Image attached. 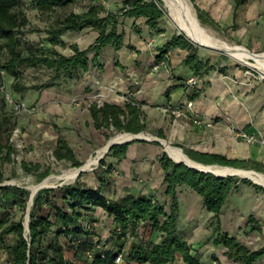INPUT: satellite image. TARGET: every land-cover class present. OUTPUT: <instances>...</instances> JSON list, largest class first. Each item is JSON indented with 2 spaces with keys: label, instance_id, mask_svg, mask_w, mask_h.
Returning <instances> with one entry per match:
<instances>
[{
  "label": "trees",
  "instance_id": "trees-1",
  "mask_svg": "<svg viewBox=\"0 0 264 264\" xmlns=\"http://www.w3.org/2000/svg\"><path fill=\"white\" fill-rule=\"evenodd\" d=\"M77 1L0 0V70L11 80L12 93L23 97L29 91L67 88L70 84L80 81L90 66H99L98 57L104 47L111 46L114 50H120L124 46V34L119 31L123 24L120 18H144L152 30L163 32L159 24L162 23L166 11L159 0H121L120 7L115 12L107 10L101 2H92L82 12L56 14L58 9H65ZM190 1L198 11L199 20L207 23V14L196 6L197 0ZM243 2L244 0H238L236 5ZM24 6L35 9L41 18L49 20L44 30H36L45 33V37L37 43L24 38L28 32L26 27L30 23ZM86 28L98 34L94 43L86 49H80L77 44L66 42L62 38L65 32H78ZM134 31L139 33L135 27ZM127 47L133 49L130 45ZM172 48L189 52L185 64L196 76L202 77L216 70L215 65L200 60L197 54L200 47L190 42L183 34L173 35L165 45L156 49V62L163 61L165 54ZM66 49L70 50V54L62 52ZM27 68L50 72L48 81L42 84H27L23 72ZM218 71L223 73L224 69L220 68ZM1 79L0 75V84ZM195 95H198L197 92ZM7 105L0 90V190L16 192L14 196L6 198L7 202L16 204L20 198L24 206L27 191L1 185L5 180L1 166L12 162V156L16 152L10 141L15 122L9 112L5 111ZM88 109L95 127L109 131L105 134L106 138H109L112 132L138 134L145 130V125L140 121L143 113L134 99L126 101L124 108L108 103L98 106L93 102ZM128 145H115L106 155L121 159L125 156ZM184 153L192 160L207 165L241 169H249L250 166L248 161L228 159L221 154L194 153L187 150H184ZM53 155L58 161H68L74 167L82 165L63 139L57 141ZM159 161L164 170L165 194L171 198L168 211L166 204L158 201L153 194L147 196L129 193L123 197L109 198L104 192L103 184H109L108 177L114 169L102 159L100 166L105 167V176H97L101 182L99 187L87 186L76 180L72 184L38 191L29 215L28 231L25 230L23 215L15 219L9 211H0V252L6 251L8 264H45V260L52 264H74L73 260L65 258L64 246L59 241L60 237H63L69 243L73 253L71 255L82 264H170L175 261L177 255L182 257L184 264H206L198 250L177 230V189L187 186L203 199L205 209L213 213L212 234L203 244L212 241L215 246L224 247L228 259L239 264H264V245L254 249L239 238L224 232L220 223L223 206L239 183L250 185L261 192H264V188L236 176L218 178L183 164H175L164 152ZM21 166L39 178L48 174V169L38 173L39 164L22 162ZM253 169L264 172L262 165ZM55 193L60 194L62 204L56 199ZM45 205L51 207L53 219H50V214L42 213ZM97 210L103 211L113 221L115 236L111 234L106 242H101L88 229V225L97 220ZM84 223L88 225L85 226ZM246 226L250 232H261L262 224L253 215L248 216ZM48 235H52V238L44 247ZM158 235H161L159 241L156 240ZM10 236L14 239L8 245ZM119 255L121 261L118 262Z\"/></svg>",
  "mask_w": 264,
  "mask_h": 264
},
{
  "label": "crops",
  "instance_id": "crops-1",
  "mask_svg": "<svg viewBox=\"0 0 264 264\" xmlns=\"http://www.w3.org/2000/svg\"><path fill=\"white\" fill-rule=\"evenodd\" d=\"M236 1L232 2V12L228 17L230 23L226 24V27L234 28L236 36L239 32L245 34L249 47H244L248 50L264 51V0L244 1L239 5H236ZM120 2L121 0L119 5ZM198 8L205 12L208 18V13L203 8ZM121 20L123 24L119 31L124 34V46L120 50H114L111 46L104 47L98 57L99 66H90L80 81L70 84L67 88L54 87L40 92L34 91L32 98L27 100L39 110L38 118L41 122L37 121L36 127H46L42 121L49 117L59 123V133L53 134L54 148L57 141L63 139L79 159L74 145L89 148H92L93 144L98 146L109 131L95 127L89 105L100 102L124 108L128 94L139 104L143 113L140 121L145 125L143 133L151 136L148 139L159 137L183 151L221 154L228 159L245 160L250 162L249 168L264 166V145L249 144L236 138L225 120V117H229L236 127L248 132H258L264 139V86L254 93H249L247 84L232 79L230 64L223 61L215 71L198 77L185 64L189 52L180 48L170 49L165 54L166 66L155 69L156 49L179 33L171 32L162 23L159 27L163 32L158 33L146 24L144 18ZM134 27L139 33L134 31ZM88 30L91 31V41L85 46H81L77 39L69 43L77 44L80 49L88 48L98 36L97 32L89 28ZM69 33L71 32L62 35L66 42L68 40L65 35ZM128 45L133 49L128 48ZM66 50L67 52L63 53L70 54V50ZM197 54L201 61L215 65L213 56L208 52L199 49ZM220 68L224 69L223 73L218 71ZM192 78L197 80L194 86L188 84ZM196 92L198 95H195ZM189 100L193 102L194 115L204 121L213 119L212 127L193 124L192 115L174 118L167 112V109L184 105ZM83 102L86 105L82 111ZM72 122L76 124L75 130L71 127ZM80 129L86 134L77 132ZM69 130L70 134H67ZM90 133L95 135L96 141H91L88 137ZM163 152L160 143L146 140L129 143L126 154L121 159L108 155L106 165L114 169L115 175L108 181L110 184H103L104 192L106 193L110 185L114 194L112 196L115 198L129 193L147 196L153 194L158 201L166 204L168 211L171 198L165 194L164 170L159 161ZM100 185L101 182L97 179V185L93 187ZM177 201V230L198 250L202 261L206 264H239L228 259L224 247L215 246L212 241L203 244L213 229V213L205 209L203 199L189 187L181 186L177 189ZM249 215H253L262 224L261 232H250L246 226ZM111 223L113 224L112 219ZM220 223L222 230L230 236L239 238V232H247L255 238L256 245L252 248L262 247L264 192L239 183L223 206ZM160 239L161 235H158L156 240ZM170 264L184 262L182 257L177 255L175 261Z\"/></svg>",
  "mask_w": 264,
  "mask_h": 264
},
{
  "label": "rangeland",
  "instance_id": "rangeland-1",
  "mask_svg": "<svg viewBox=\"0 0 264 264\" xmlns=\"http://www.w3.org/2000/svg\"><path fill=\"white\" fill-rule=\"evenodd\" d=\"M25 1L27 2V0ZM119 1L120 0H78L76 3L66 7L65 9H58L56 14H61L62 12H69V11L82 12L92 2L94 3L101 2L102 4L105 5L107 10L115 12L120 7ZM233 1L234 0H198L196 2L197 6L203 8L208 13V19H207L208 22L207 23H202L201 21L200 22L206 29H208L217 38H220L221 40H224L229 44H236V45L249 47V43L243 32H239L240 34H237L236 36L234 34V28L229 29L231 27L229 26L226 27V24L230 23L228 17L232 12ZM244 1L248 2L251 0H244ZM23 9L26 12V15L30 22L29 25L26 27V30H28V32L24 38L27 41L37 43L40 40H42V38L45 37V33L43 31L39 32L36 30L37 29L44 30L47 27L49 20H46L45 17L41 18L38 15L37 11L29 6H24ZM196 13L198 14L197 9H196ZM162 24L171 32L174 33L180 32L179 29L176 27V25L171 21L167 13L165 14V17L162 20ZM90 32L91 31H89L88 28L84 29L83 31L71 32L68 35L67 34L65 35V39L68 40V42H73L74 39H77L81 43V46H85L87 43L91 41ZM200 50L202 52H208L211 56H213L214 58L213 60L216 68L217 67L219 68V64L222 61L228 62V64H230L229 70L232 72L231 73L232 79L236 82H244L245 84H247L249 93L250 92L254 93L259 87L264 86V74L260 72L258 69L254 67H248L243 62L235 60L225 55L224 53L213 49L200 48ZM62 52H67V50H62ZM263 52L264 51H256L255 53H263ZM23 72H24L25 82L29 85L42 84L48 81L50 76V72L44 69L34 70L27 68ZM10 81L11 80L6 75H3L1 79L0 90L4 94L8 104L5 108V111L9 112L12 121L15 122V125L13 127L10 136V141L13 143L16 152L12 156V160H13L12 162L4 163L1 166L5 176V180L3 181V183H1V185L3 186L8 185L14 189L16 188L20 190L23 189L28 192V195L26 197L27 201L24 206L22 205V202H20L21 200L20 198H18L19 201L16 204H9L10 201L7 202L6 198L14 196V193L16 192L4 190V189L0 190V211L2 210L9 211L15 219H18L21 215H23V221L24 224H26L28 215H30L31 207L33 205V203L32 205H30V196L32 193L31 186L39 185L42 181H44L46 178H49L50 176H59L63 174V171L76 167L72 166V164L68 161L65 160L58 161L53 155V148L55 142V138L53 134L54 132L55 134L59 133L58 131V129L60 128V126L58 125L59 123L58 124L55 123L54 119L52 117H49L46 118L47 120L42 121L46 125V127L44 126H40L39 128L36 127L35 124L37 123V121L41 122V120L38 118L39 110L37 109L35 104H29L28 103L29 101H27L32 98V94L34 93V91H29L23 97H19L18 95H15L14 93L11 92ZM81 105H82L81 109L83 111L86 104L83 102ZM68 117L69 116H67V119ZM75 126L76 124L72 122L71 127L73 128V130L76 129ZM77 132L79 133L83 132V134H86V132H84V130L81 129ZM119 133H124V132H112L109 138H103L101 140L102 142L98 146L94 144L91 145L92 148H89L87 146L74 145L75 153L79 158L78 160L81 161L82 165L85 164L89 158L96 155L97 151L100 148L105 146V144L109 141V139H111L113 136ZM67 134H70V130L69 132H67ZM88 137L91 139V141L92 140L96 141V137L95 135H93V133H90ZM103 159L106 162L108 160V155L104 156ZM22 162H26L30 164H39L40 168L38 170V173H42L44 172L45 169H48L47 176H45L44 178H39L38 175L32 172L25 171L21 166ZM89 168H87L79 177L71 181L52 179L49 181V185L54 186L53 188H56V186L60 187L63 185L72 184L77 180L82 184L93 187L97 185L98 175L105 176L104 175L105 167L100 166V162H99L96 163V165H92ZM249 169L255 170L253 168H249ZM113 175L115 174L111 172V176L108 177V179H112ZM109 186H108V190L106 191V195L110 198L113 197L112 195L114 194H112L113 193L112 189ZM55 194L58 202L62 204V201L59 198L60 194L58 193ZM96 212L97 213H95V216L97 217V220L95 222L90 223L89 225L84 223V225L85 226L88 225V229L90 230V232L96 235L95 237L101 240V242H106V240L110 238L111 234L112 236H115L113 230L114 225L111 223V219L107 217L104 213H102V211L98 210ZM42 213L44 215L50 214V219H53V211L50 206L45 205ZM238 236L241 241L245 242L250 247L256 245L255 238H253L252 235L247 234V232L244 233L243 231H241L239 232ZM51 238L52 235H48L46 237L45 243L43 244L44 247L46 245V242H49ZM13 239H14L13 236L9 237V240L7 241L8 245L12 243ZM59 241L64 246L63 249H64L65 258L69 260H73L74 264H82L81 261L75 259L71 255L73 253H71L72 250H70L69 243L63 237H60ZM129 241L128 243H130ZM45 261H46L44 262L45 264H52L48 262V260ZM0 262L1 264H8V256L6 251L4 250L0 252Z\"/></svg>",
  "mask_w": 264,
  "mask_h": 264
},
{
  "label": "bare ground",
  "instance_id": "bare-ground-1",
  "mask_svg": "<svg viewBox=\"0 0 264 264\" xmlns=\"http://www.w3.org/2000/svg\"><path fill=\"white\" fill-rule=\"evenodd\" d=\"M165 3L162 4L167 15L171 21L176 25V27L184 31L188 36L193 38L195 41L219 49L225 52L229 57L248 64L251 67L258 69L264 74V52L255 53L249 51L247 48L241 45L229 44L220 38H217L208 29H206L200 22L194 4L190 0H164ZM136 134V133H135ZM144 137L150 138L144 133L133 135L127 132L119 133L113 136L109 141L100 148L96 155L89 158L85 164L82 165L83 168H89L92 165H96L98 158L106 150V146L109 142H122L133 137ZM167 152L169 156L176 162H185L190 166H194L200 170L210 171L218 175L236 174V176L248 177L254 182L264 186V173L258 172L252 169H241V168H230L226 166H209L207 164H202L196 162L189 158L181 148L169 145L165 143ZM89 157V156H88ZM79 167L72 168L63 171V174L59 176H50L42 181L39 185L31 186V192L34 193L38 187L51 186L49 181L52 179L68 180L71 181L75 178ZM90 169V168H89ZM28 188V187H27Z\"/></svg>",
  "mask_w": 264,
  "mask_h": 264
},
{
  "label": "built area",
  "instance_id": "built-area-1",
  "mask_svg": "<svg viewBox=\"0 0 264 264\" xmlns=\"http://www.w3.org/2000/svg\"><path fill=\"white\" fill-rule=\"evenodd\" d=\"M151 45V44H150ZM161 66H166V61L163 60L155 65V69H158ZM3 71L0 70V75L3 76ZM189 85H196L197 80L195 78H192L188 81ZM130 95H126L125 101H128L130 99ZM98 106H101L102 103L96 102ZM22 107V106H19ZM167 112H169L174 118H180L186 115H192V122L195 125L201 126L204 124L207 127L213 126V119H209L208 121H204L200 119L198 116L194 115L193 112V102L191 100L187 101L184 105H179L174 108L167 109ZM225 120L228 122L230 131L234 134V136L238 139H241L249 144L254 143H260L264 145V139L261 137V135L258 132H248L244 130L243 128L236 127L232 124L229 117H225ZM117 261H121V255L118 256Z\"/></svg>",
  "mask_w": 264,
  "mask_h": 264
},
{
  "label": "water",
  "instance_id": "water-1",
  "mask_svg": "<svg viewBox=\"0 0 264 264\" xmlns=\"http://www.w3.org/2000/svg\"><path fill=\"white\" fill-rule=\"evenodd\" d=\"M159 1H160L162 4L165 3L164 0H159ZM179 31H180L179 34H183V35H184V36H185L190 42H192L193 44H195L196 46H198V47H200V48L213 49V50H216V51L222 52V51L219 50V49H215V48H213V47H210V46H207V45H204V44H201V43L195 41L193 38H191L190 36H188V35H187L184 31H182L181 29H180ZM222 53H224L225 55H227L225 52H222ZM227 56H228V55H227ZM244 64H245V63H244ZM245 65L248 66V67H251V66H249L248 64H245ZM141 133H143V132H141ZM141 133H138V134H141ZM130 134H133V133H130ZM133 135H137V134H133ZM146 140H150V141H154V142H158V143H160V144L163 146L164 153H165V154L167 155V157H168L173 163H175V164H183L184 166H186V167H188V168H190V169H194V170H196V171H198V172L205 173V174H211V175H213V176H215V177H218V178H225V177H230V176H236V174L218 175V174H214V173H212V172H210V171L200 170V169H198V168H196V167H194V166H190V165L186 164L185 162H176V161H174V160L169 156V154H168V152H167V149H166V146H165L166 141L163 140V139H161V138H159V137H152L151 139H148V138L137 137V136H136V137H133V138H131V139H128V140H125V141H122V142H109V143L107 144V146H106V150H105V151L103 152V154L98 158L97 163H99V162L104 158V156H106V154L109 153L110 149H111L113 146H115V145L129 144V143L134 142V141H146ZM181 150H182V149H181ZM182 151H183V150H182ZM209 166H214V165H209ZM215 166H219V165H215ZM230 168H232V167H230ZM86 169H87V168H83L82 165H81V166L79 167V169H78V172H77L75 178L79 177V176H80V175H81ZM236 177H239L240 179L248 180V181H250L252 184L264 188V186H262V185H260V184H258V183H256V182H254L253 180H251V179L248 178V177H245V176H244V177H242V176H236ZM75 178H74V179H75ZM53 187H54V186H43V187H38L34 193H31V196H30V205H32V203H33V199H34V196L36 195V193H37L38 191H40L41 189H45V188H53ZM56 187H57V186H56ZM28 220H29V215H28V219H27L26 224H24V225H25V230H26V231H28V229H29V223H28Z\"/></svg>",
  "mask_w": 264,
  "mask_h": 264
}]
</instances>
